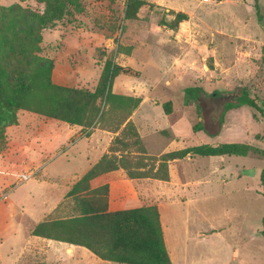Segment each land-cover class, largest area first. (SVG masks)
<instances>
[{"label":"rangeland","instance_id":"374dc122","mask_svg":"<svg viewBox=\"0 0 264 264\" xmlns=\"http://www.w3.org/2000/svg\"><path fill=\"white\" fill-rule=\"evenodd\" d=\"M144 1L152 8L141 13V20L134 21L124 17L128 0H81L83 13L62 17L51 30L58 35L49 32L52 39L48 34L43 37L40 56L43 60H53L57 76L70 77L65 86L75 88L90 90L98 82L108 59L139 71L140 78L117 77L113 91L142 99L131 121L151 157L202 145L240 143L255 147L246 157H196L190 162L174 163L175 177H189L195 183L188 194L176 190L175 183L165 186L158 180L146 179L151 186L139 191L141 203L136 201L132 205H157L163 210L164 220L170 226V241L176 249V264H264L261 236L264 192L260 184L264 169V114L247 105L230 109L224 116L220 135L211 139L197 130L201 121L199 113L184 100L186 87L204 88L208 93L205 98L208 108L218 118L224 105L236 103L241 89L247 88L256 91L259 108L264 113V0ZM18 5L34 14H44L48 8L44 19L58 7L52 2L39 4L36 0H21ZM171 12H182L189 17L181 33L163 25L174 19ZM66 59L72 66L69 75L65 70ZM217 93L220 96H213ZM166 103L172 105L170 114L164 111ZM49 122L54 120L19 111L14 122L3 125L0 172L32 171L29 162L38 153L29 149L36 155L27 160H20L15 154L22 151L25 137L27 141L33 139L37 135L36 127ZM93 133L102 135L98 141L102 147L97 145L94 150L89 147L92 152L88 157L112 156L114 140L120 133L97 125L82 129L66 142L57 137L54 144L64 142V145L48 152L43 166L71 156L76 150L75 156L79 152L85 156L88 147L83 142ZM148 158L144 162L151 165ZM69 168L72 172L84 171V157L73 159ZM11 179L15 181L13 187L31 182L24 181L22 176ZM6 195L7 189L0 193L2 199ZM186 196L189 201L182 204ZM70 204L71 201L66 207ZM17 217L18 214L16 221ZM25 223L29 222L25 219ZM10 249L6 244L0 245V264L6 261ZM44 262L41 253H36L30 254L26 264Z\"/></svg>","mask_w":264,"mask_h":264},{"label":"trees","instance_id":"16d2710c","mask_svg":"<svg viewBox=\"0 0 264 264\" xmlns=\"http://www.w3.org/2000/svg\"><path fill=\"white\" fill-rule=\"evenodd\" d=\"M24 1V0H22ZM39 4H57L55 12L48 15L23 10L18 4L0 6V130L16 120L19 111H28L56 121L77 125L84 130L97 125L120 133L114 140L113 155H105L71 189L74 214L37 225L32 235L85 247L98 258L118 264H172L156 205L122 211H109V185L91 188L95 178L123 169L130 179L151 178L169 181V163L187 157H246L255 147L230 143L218 146L202 145L172 151L160 157L147 155L135 124L133 113L142 99L116 94L114 81L119 76L140 78L133 68L106 60L94 90L66 87L53 82L54 62L43 60L41 44L43 32L54 30L62 17L83 13L81 0H36ZM152 8L144 0H128L124 17L141 20V13ZM258 16L260 7L256 5ZM60 13V14H59ZM174 19L165 24L171 30L182 32L189 20L187 14L171 12ZM260 85V84H258ZM258 87V86H257ZM208 93L202 87L184 89L185 104L196 107L201 121L198 131L211 138L220 135L224 116L230 109L247 105L262 113L255 90L242 88L236 103L227 102L217 118L205 100ZM213 96H220L218 93ZM166 114L172 111L171 103L163 105ZM134 150V151H132ZM120 153V154H118ZM137 155V156H135ZM152 160V164L144 161ZM264 192V169L260 175ZM261 236L264 239V217Z\"/></svg>","mask_w":264,"mask_h":264},{"label":"crops","instance_id":"0c3cea01","mask_svg":"<svg viewBox=\"0 0 264 264\" xmlns=\"http://www.w3.org/2000/svg\"><path fill=\"white\" fill-rule=\"evenodd\" d=\"M20 1L21 0H0V6L9 7L19 4ZM49 32H52L54 35L56 34V36L58 35L56 31L45 30L43 32V37L48 34L52 39L53 36ZM79 58H81V56H79ZM65 63L68 65L65 70L69 75L72 71V66L67 59L65 60ZM55 64L58 65V61ZM52 78L55 84L61 86H65V84L71 80V78L66 75L58 77L56 69L53 71ZM97 83L98 82L96 81L90 90H94ZM37 129L36 137L29 139L28 141L25 137L24 139L26 140L23 139L24 144L22 151L18 155L15 154L16 158L27 160V157H31L32 155L33 158V156L36 155L31 154V152L28 151L29 149H32L34 153L37 152L38 156L33 161L29 162L30 166L33 168L32 171L28 173L16 172L15 170L9 171L10 173L0 172V193L7 189L6 197L4 199L0 197V245L6 244L7 248L11 247V249L7 251L6 261H2V264H26L29 260L30 254L36 255V253H41V259L45 261V264H91V262H96L97 264L113 263L98 258L85 247L32 235V231L37 225L47 221L66 218L74 214L73 201L72 198L67 197L68 193L73 186L94 165H96L103 156L106 155H103L100 159L88 157L92 152L89 147H92L93 150L94 148L99 147L97 146L100 145L98 141L102 137L100 133H93L90 138H86L83 142L84 145L88 147L84 151L85 156L80 154L81 152H79L78 156L82 158L84 157V171L72 172L69 168L73 159H78V157L75 156L78 150H76L71 156L52 160L50 163H47V165L43 166L46 160L44 156H46L48 152L56 150L60 144L64 145L66 140L79 135L83 128L77 125H70L65 122L54 120V122L45 123L41 127H36V130ZM94 130L98 132L100 131L98 129ZM57 137L61 138L64 142L55 145L54 141ZM19 141H22V139L19 138ZM100 147H102V145H100ZM97 151H99V148H97ZM147 155H149L148 152ZM193 159L189 157L187 159L185 158L170 162V180L167 182L158 181L165 186L175 183L178 186L176 190L188 194V190L193 187L195 183L192 182V179L189 177L188 179L182 176L175 177L174 172L177 169H175L176 167L174 166V163H182L183 161L190 162L193 161ZM20 176L23 178L27 177L26 180H31L30 184L13 187L15 186V181L12 182L11 178L16 179ZM146 179L151 178L130 179L128 178L126 171L120 169L95 178L91 181V188L96 189L104 185H109V211L116 212L143 207V205L140 204L134 206L132 204H135L136 201L141 203L138 195L139 191H144L143 189L151 186V183ZM139 188L140 190H138ZM70 201V206L66 207V204L68 202L70 203ZM188 201L189 198L187 197L186 201H181V203L186 204ZM158 209L160 212L166 247L172 264H176L174 258L176 249L171 244L172 237H170V226L164 220L163 210L159 207ZM17 214L18 220L16 221L15 217ZM25 219L29 223H25ZM37 249H41V251Z\"/></svg>","mask_w":264,"mask_h":264},{"label":"built area","instance_id":"2783aa9c","mask_svg":"<svg viewBox=\"0 0 264 264\" xmlns=\"http://www.w3.org/2000/svg\"><path fill=\"white\" fill-rule=\"evenodd\" d=\"M213 0H205V2H208V3H210V2H212ZM27 179V177H24V180H26Z\"/></svg>","mask_w":264,"mask_h":264}]
</instances>
